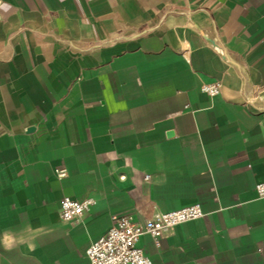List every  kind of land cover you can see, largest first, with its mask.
<instances>
[{
  "label": "crops",
  "instance_id": "1",
  "mask_svg": "<svg viewBox=\"0 0 264 264\" xmlns=\"http://www.w3.org/2000/svg\"><path fill=\"white\" fill-rule=\"evenodd\" d=\"M260 182L264 0H0V264H89L115 218L193 204L152 264H264Z\"/></svg>",
  "mask_w": 264,
  "mask_h": 264
},
{
  "label": "built area",
  "instance_id": "2",
  "mask_svg": "<svg viewBox=\"0 0 264 264\" xmlns=\"http://www.w3.org/2000/svg\"><path fill=\"white\" fill-rule=\"evenodd\" d=\"M201 90L210 96L219 94L220 84H205ZM57 177L66 176L64 169L55 170ZM148 176L145 179L148 180ZM258 198H264V182L255 184ZM94 204L91 198L73 200L65 197L60 202V216L63 221L77 222ZM199 204H193L167 213H157L150 219L138 222L131 215L120 216L113 220L108 232L90 243L84 255L89 264H152L137 246L143 235H148L155 244L163 236L185 222L202 217Z\"/></svg>",
  "mask_w": 264,
  "mask_h": 264
},
{
  "label": "clouds",
  "instance_id": "3",
  "mask_svg": "<svg viewBox=\"0 0 264 264\" xmlns=\"http://www.w3.org/2000/svg\"><path fill=\"white\" fill-rule=\"evenodd\" d=\"M11 245V239L10 238H6V246H10Z\"/></svg>",
  "mask_w": 264,
  "mask_h": 264
}]
</instances>
